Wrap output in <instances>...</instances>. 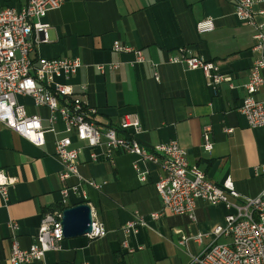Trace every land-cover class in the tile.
Masks as SVG:
<instances>
[{"label":"crops","instance_id":"obj_1","mask_svg":"<svg viewBox=\"0 0 264 264\" xmlns=\"http://www.w3.org/2000/svg\"><path fill=\"white\" fill-rule=\"evenodd\" d=\"M25 2L0 0V7L21 8ZM252 8L255 21H263L258 11L264 10V1ZM207 20L211 28L199 31L198 24L206 27ZM41 21L47 25L48 40L36 43L30 57L80 62L75 74L55 81L70 86L74 95L92 106L94 124L115 127L121 116L136 114L141 125L137 138L147 148L176 141L189 163L214 184L229 178L235 191L246 197L264 188V127H249L237 111L257 53L252 49L253 28L235 16L234 0H62ZM115 41L139 50L144 62L136 64L133 52L114 51ZM181 49L215 64L231 78L232 87L221 82L212 88L200 69L168 60L182 55ZM110 64L117 68L109 69ZM99 65L106 68L99 71ZM16 100L28 114L41 116L43 126L48 125L46 108L35 106L28 96L17 95ZM54 127L59 136H71L72 146L82 147L80 178L60 181L62 166L54 155L52 134H45L44 144L38 146L0 122V169L15 181L7 199L0 196V264H9V223L17 225L14 236L26 249L42 214L58 210L57 205L88 204L106 234L94 239L64 238L61 249L46 252L41 262L27 264H189L212 241L230 242L229 236L212 235V229L224 225V216L232 211L223 203L197 200L194 220L169 212L152 219L149 214L162 208L155 188L160 176L157 164L120 151L106 158L103 147H84L72 133L63 131L60 121ZM205 127L212 143L209 152L202 148ZM91 151L98 154L96 160H90ZM134 163L145 172L144 181ZM80 179L96 181L100 187ZM75 185L77 190L62 205L60 190ZM138 214L146 226L131 234L122 231ZM196 235L198 240L180 242L183 236Z\"/></svg>","mask_w":264,"mask_h":264},{"label":"built area","instance_id":"obj_2","mask_svg":"<svg viewBox=\"0 0 264 264\" xmlns=\"http://www.w3.org/2000/svg\"><path fill=\"white\" fill-rule=\"evenodd\" d=\"M263 1L234 0L235 16L253 28L252 49L257 53L250 67L248 80L243 85L245 96L237 109L251 128L264 127V20L255 21L252 8L254 3ZM61 2L62 0H26L21 8L0 7V122L38 146L44 144L45 134H52L54 155L62 166L59 174L62 182L71 176L80 178L78 157L82 147L72 146L71 136L58 135L54 125L59 121L63 125V131L72 133L84 147H103L102 155L106 158H110L113 151H120L134 154L139 160L157 164L160 176L155 188L160 196L162 208L149 214L152 219H158L169 212L194 220L196 201L200 199L211 204L223 203L226 208L232 210L224 216V225H216L212 229L214 237L229 236L230 242L212 241L202 252L192 256L189 264H264V188L258 195L246 197L235 191L229 178H225L220 185L214 184L197 165L189 163L185 150L176 141L147 148L137 138L141 125L136 114L121 116L115 127H100L94 124L90 119L95 112L92 106L82 97L74 95L70 86L55 81L56 77L68 78L75 74L80 62L68 58L30 57L36 43L48 40L47 25L41 20L48 11L59 8ZM258 13L264 16L263 9ZM205 22L208 26L200 27L198 24L199 31L211 28L210 20ZM112 49L133 52L136 64L144 62L139 50L118 41L113 43ZM180 53L182 55L168 60L183 64L186 69H200L207 85L212 88L221 82H229L232 87L231 78L220 73L212 62L190 53L187 49H181ZM97 68L103 71L106 67L99 65ZM108 68L115 69L117 65L110 64ZM154 78L158 80L156 71ZM17 95L28 96L35 106L46 108L48 125H42L41 116L28 114L25 106L17 102ZM257 95H261V98H257ZM202 137V148L211 151L208 127L203 129ZM89 157L90 160H96L98 154L91 151ZM133 167L139 179L144 181L145 172L140 171L135 163ZM261 170L264 172V166ZM80 180L95 189L100 187L96 181ZM14 182V178L0 169V196L4 201L8 196V188ZM75 190L77 185L62 187V205ZM61 218L62 210L45 211L40 218L37 233L26 249L19 246L14 236L17 225L11 221L9 264L41 262L46 252L61 249L64 239ZM143 226H146V223L142 215L138 214L122 226V231L131 234ZM105 234L103 223L91 213V229L84 236L94 239ZM199 238L200 235L189 238L183 236L180 242ZM133 250L134 248H128L129 252Z\"/></svg>","mask_w":264,"mask_h":264},{"label":"water","instance_id":"obj_3","mask_svg":"<svg viewBox=\"0 0 264 264\" xmlns=\"http://www.w3.org/2000/svg\"><path fill=\"white\" fill-rule=\"evenodd\" d=\"M62 233L64 238L82 236L91 229V208L86 203L62 210Z\"/></svg>","mask_w":264,"mask_h":264},{"label":"trees","instance_id":"obj_4","mask_svg":"<svg viewBox=\"0 0 264 264\" xmlns=\"http://www.w3.org/2000/svg\"><path fill=\"white\" fill-rule=\"evenodd\" d=\"M63 208H65V207H63V206H61V205H57V207H56V209H58V210H62ZM52 210H54V209H52Z\"/></svg>","mask_w":264,"mask_h":264}]
</instances>
